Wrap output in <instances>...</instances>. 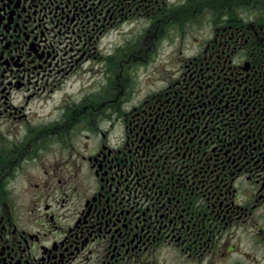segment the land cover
Here are the masks:
<instances>
[{
    "label": "flooded vegetation",
    "instance_id": "1",
    "mask_svg": "<svg viewBox=\"0 0 264 264\" xmlns=\"http://www.w3.org/2000/svg\"><path fill=\"white\" fill-rule=\"evenodd\" d=\"M203 1L0 0V264H264V0ZM125 22L153 33L140 67L165 29L196 48L134 103L124 43L118 92L44 118Z\"/></svg>",
    "mask_w": 264,
    "mask_h": 264
},
{
    "label": "rangeland",
    "instance_id": "2",
    "mask_svg": "<svg viewBox=\"0 0 264 264\" xmlns=\"http://www.w3.org/2000/svg\"><path fill=\"white\" fill-rule=\"evenodd\" d=\"M209 2L210 0L203 1L204 4L211 5L212 3ZM204 12L199 17H197V20L190 19V22H187V24L183 23V28H185V26L193 28L190 31L188 30V35H185V39L187 41L189 40V35L197 36L203 32V29H200L203 27V25L196 21H204L206 26L207 21L204 15L207 14V12ZM145 31L146 30L141 29L140 26L129 22H125L120 30H114L111 32L109 31L106 35V38L101 42L108 43L106 46L107 50L101 51L99 55H95L94 59L90 57L91 59L89 60V62H83L82 66L80 65V63L83 61V59L77 62L71 61L73 65L71 66V69L68 71V73L66 75L64 74V77H62L59 82V78H55V81L53 82L55 85V90L52 91L53 98L50 100H45V102L43 103H40L41 108H38V112L43 113V115H45L44 113L47 110H50L52 113H54V117L56 115L62 116L64 113L66 114V112H68L71 113L72 116L74 113L80 110V107L78 106L74 113L72 111L75 105H77L81 101L82 91L94 92L97 91L100 86H102L103 89H106V87L110 85L111 91L118 92L119 87L116 86L113 77L110 76L112 75L111 70L119 71L120 69V65L117 64L118 58L116 54L120 53L118 48L124 43L126 47L125 52H128V50L130 51L128 52L129 54L126 53L124 59H127V62L131 61V63H129V68L131 69V75L134 82V86L128 85L123 90H121L120 93L130 94L131 98L134 100V103H137V101L143 98L144 95L147 94V91L153 88V86L155 87L160 83L166 86L167 81L161 80L165 72L162 76L160 75L163 72L161 71L164 65L163 63L166 62V59L168 58L169 54H171V57L175 48L182 49L185 54H191L196 47H194L193 49L191 47H188L185 44L184 37L181 38L179 33H175L174 30L171 29H165L163 31V39L161 40V44H157L159 52L155 53L156 55H154V58H149L148 61L145 60L144 62H142V67H140V64L138 61H136V58L143 56L142 58L145 59L146 56H149L148 52L150 50V44L154 42L152 31ZM181 40L182 42H180ZM167 42H172L173 46L167 44ZM133 45H135L136 47H134ZM148 45L149 50L145 51ZM101 54H104V57L101 56ZM131 64H134L135 67H131ZM145 64H148V66H145ZM60 65L66 66L67 63H60ZM166 67L167 68L165 70H170L172 67L171 62H169L168 65L166 64ZM57 75L59 76V74ZM115 79L118 82H120L121 80L120 76H116ZM148 79L150 81H148ZM47 84L52 85L50 83V79L47 80ZM65 92H73L75 94V99L71 100L70 98V100L67 102L66 97L68 96L65 94ZM61 95L64 96V98L66 99L64 100V104L63 101H61L60 105L59 98ZM117 103L118 102H112V104ZM57 105H60V107H56ZM123 106L125 108H130L132 105L128 106L127 104H123ZM109 112L110 110L107 111V113ZM109 116L113 117L114 113H110ZM32 117H34V115ZM80 132L83 135L86 134V132ZM82 141L83 137L81 136L79 138V143L75 145V148L80 147Z\"/></svg>",
    "mask_w": 264,
    "mask_h": 264
}]
</instances>
